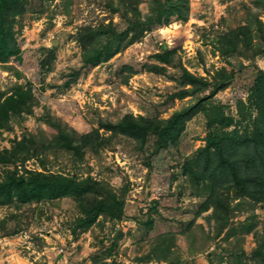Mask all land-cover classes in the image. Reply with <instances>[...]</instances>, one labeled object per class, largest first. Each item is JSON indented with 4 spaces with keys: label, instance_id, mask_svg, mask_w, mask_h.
I'll list each match as a JSON object with an SVG mask.
<instances>
[{
    "label": "rangeland",
    "instance_id": "374dc122",
    "mask_svg": "<svg viewBox=\"0 0 264 264\" xmlns=\"http://www.w3.org/2000/svg\"><path fill=\"white\" fill-rule=\"evenodd\" d=\"M107 1L29 0L24 13L16 17L14 31L22 59L13 56L0 63V89L7 96L18 87L30 88L32 98L28 109L0 125V150L35 139L39 153L35 155L38 148L32 144L31 156L18 163L19 173L45 168L78 179L90 175L118 195L124 189V218L101 215L90 228L74 230L73 222L81 212L72 196L33 201L19 209L0 202V264H259L254 252L264 244L260 236L264 202L233 192L231 218L220 230L214 220L208 221L211 209L196 217L208 194H191L192 185L182 174V165L205 145L204 114L187 122L176 144L157 152L152 151L155 138L150 137L140 151L124 135L96 153L84 149L82 159L76 151L63 148L42 155V145L61 129L82 134L129 112L167 118L191 105L196 97L169 98L182 88L177 80L182 74L179 61L208 79L222 68L234 72L230 84L212 100L223 103L227 115L238 117L237 100L248 96L256 69H264V52L254 54L264 48V42L254 35V46L246 53L223 55L216 41L254 14L264 22V6L253 0H189L186 19L153 25L141 40L108 61L87 66L79 38L84 27L110 21L118 32H124L134 17L125 9L111 12ZM149 4V0L139 2L142 20L149 14ZM164 44L176 50V64L166 65L165 74L144 70L146 63L157 62L153 55L163 51ZM126 64L138 72L123 84L119 71ZM234 128L231 125L227 130ZM14 169V165L0 163V176ZM149 218L154 219L153 225L147 224ZM247 221L255 222L252 230L243 229ZM170 234L173 240L164 239Z\"/></svg>",
    "mask_w": 264,
    "mask_h": 264
},
{
    "label": "trees",
    "instance_id": "16d2710c",
    "mask_svg": "<svg viewBox=\"0 0 264 264\" xmlns=\"http://www.w3.org/2000/svg\"><path fill=\"white\" fill-rule=\"evenodd\" d=\"M29 0H0V63H6L13 56L22 59L15 37V19L22 15ZM140 0H108L111 12L125 9L134 14L129 27L124 32H118L110 21L98 26H87L79 35L82 45V59L85 65L96 66L108 61L119 51L130 44L141 40L144 32L153 25H168L171 20L186 19L189 14V0H149V14L142 20L139 7ZM257 6H264V0H253ZM254 35L262 37L264 42V22L258 15H252L247 23L219 35L216 44L223 55L244 54L254 46ZM260 41L257 45H260ZM163 51L154 53L156 63L145 64L144 70L157 74L167 73V66L176 64L174 55L176 50L162 46ZM259 50V51H258ZM254 54L264 52L263 49ZM253 54V55H254ZM255 56V55H254ZM182 74L178 81L182 88L169 95L171 99H184L192 96L196 101L189 106L175 111L169 117L135 115L133 112L124 114L118 121H102L99 127L87 133L77 130L61 129L51 142L42 145V155L53 148H63L76 151L80 159L84 149L98 152L102 146L111 143L115 137L124 135L135 141L138 150L143 151L149 138H155L153 152L176 144L189 120L199 114H204L208 132L204 137L205 145L197 149V155L188 157L182 165V174L191 182V194L208 196L200 204L196 217L203 212L212 210L208 214V221L214 220L217 230L222 229L232 215L233 192L238 196H246L255 202H264V69H256L253 75L249 94L237 100L238 117L227 115L223 103L214 102L212 97L227 87L234 77V72H227L225 68L218 70L213 79L197 75L188 70L181 61ZM123 84L138 71L132 65L126 64L119 71ZM73 75H75L73 73ZM209 91L207 94H200ZM32 98L31 89L18 87L12 94L5 96L0 89V125H4L11 116L21 114L29 108L28 101ZM234 125L233 130L227 128ZM102 129L104 131H102ZM109 132V135H105ZM32 142L21 140L10 148L0 150V163L14 165V170H6L3 178L0 176V202L10 204L17 209L29 202L51 201L63 196H72L79 206L81 215L73 224L88 229L93 226L99 216L109 219L124 218L126 206L125 190L118 195L107 183L96 181L90 175L78 179L76 175L62 172L48 171L43 168L24 169L19 173V162L31 156V145L39 146L35 139ZM45 166V165H44ZM92 182V184H88ZM129 187V183L125 184ZM93 193V195H92ZM101 195H99V194ZM17 215L13 214L12 217ZM195 217V218H196ZM251 222V221H250ZM245 222L243 229L252 230L255 222ZM194 223V220L192 221ZM148 225L154 224L149 218ZM17 232V230L13 231ZM121 232L119 236H121ZM258 235V232H256ZM262 242L264 232L260 235ZM173 235L164 237L172 239ZM167 240H165L166 242ZM264 244L258 247L255 256L259 257V264H264ZM164 248L168 249L169 244Z\"/></svg>",
    "mask_w": 264,
    "mask_h": 264
}]
</instances>
